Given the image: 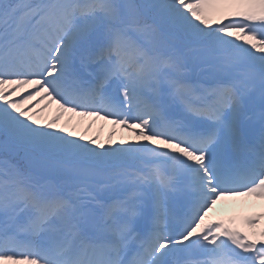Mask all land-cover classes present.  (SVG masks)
Segmentation results:
<instances>
[{"label":"snow or ice","instance_id":"6c2138e0","mask_svg":"<svg viewBox=\"0 0 264 264\" xmlns=\"http://www.w3.org/2000/svg\"><path fill=\"white\" fill-rule=\"evenodd\" d=\"M0 264H264V0H0Z\"/></svg>","mask_w":264,"mask_h":264},{"label":"bare ground","instance_id":"6f19581e","mask_svg":"<svg viewBox=\"0 0 264 264\" xmlns=\"http://www.w3.org/2000/svg\"><path fill=\"white\" fill-rule=\"evenodd\" d=\"M112 130V125L110 124H106L102 121L97 122L94 126H93V130L91 134H99L101 139H107V136L109 134V132ZM130 138L132 139L133 137H131V134L127 133V132H122L119 129H117V135L115 137V139L119 140L120 138ZM221 211L224 214H230V209L228 208V206L226 205H222L221 206Z\"/></svg>","mask_w":264,"mask_h":264}]
</instances>
